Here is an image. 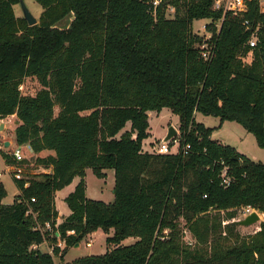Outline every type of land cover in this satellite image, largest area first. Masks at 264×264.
Masks as SVG:
<instances>
[{
    "label": "trees",
    "instance_id": "trees-1",
    "mask_svg": "<svg viewBox=\"0 0 264 264\" xmlns=\"http://www.w3.org/2000/svg\"><path fill=\"white\" fill-rule=\"evenodd\" d=\"M21 1L0 0V123L16 116V145L53 155L37 159L47 173L14 179L13 204L2 203L0 186V264H56L111 230L106 244L115 248L73 264H264V220L248 237L235 224L243 208L264 216V164L214 141L198 121L235 122L264 148L261 0H246L240 13L215 9L217 0H163L154 10L151 0H35L43 9L35 26L16 15ZM201 20L211 39L193 33ZM29 78L41 86L35 96L21 90ZM163 109L179 117L177 154L143 151L149 112ZM221 163L233 178L227 188ZM87 169L98 179L114 171L112 203L87 197ZM76 178L65 199L71 214L58 224L56 194ZM47 222L66 243L53 255L39 249L37 226Z\"/></svg>",
    "mask_w": 264,
    "mask_h": 264
},
{
    "label": "rangeland",
    "instance_id": "rangeland-1",
    "mask_svg": "<svg viewBox=\"0 0 264 264\" xmlns=\"http://www.w3.org/2000/svg\"><path fill=\"white\" fill-rule=\"evenodd\" d=\"M28 5L33 10L32 12L34 13H35L34 10L35 7L41 8V6L35 0H29ZM222 6L225 8L226 3H223ZM261 10L264 11V0L261 1ZM21 11L22 10H18L19 13ZM35 14L38 24L42 13L41 14L35 13ZM173 15L174 14L168 13L169 18H173ZM21 17H23V14H21ZM73 19L74 16L70 18V21H72ZM209 23L210 21L207 20L195 21L193 24V33L201 37L203 40L211 39V34L207 31V29H204L203 27L209 25ZM21 90L24 95L35 96L36 93L39 90H41V86L36 79L29 78L26 80L25 84L21 87ZM58 111L59 110L56 109V112ZM198 121L200 123H203L207 128L214 129L212 133V139L214 141H218L223 145L232 146L241 154L251 158L252 160L264 164V148L260 147L257 142V139L252 134L248 133L241 125L229 121H226L223 124H221L219 118L206 117L203 115H198ZM1 123H4L5 128L3 131H0V151L8 153L9 157L12 160V163L7 165L0 153V173L2 174V177L0 178V186L2 185L7 193V196L3 199L2 203L5 205H10L13 204L15 198L18 196L19 193L15 185L12 172H10V167L13 168L15 166H20V168H22L24 171V175H23L24 180H29L32 179L35 175L47 173L46 169H44L43 166L37 163V159L45 158L50 154H48V152L35 154L34 152H30L28 149L25 148V145H23L22 147H23V154L25 161L21 165H17L14 162L13 158L11 157V153L13 152L14 147H16L14 130L19 125V121L16 116H13L6 118ZM149 124H150V130H149L150 136L144 141V149L148 153L157 154L156 151L158 147L161 145L163 139L167 136V133L171 127H175L176 130L178 131V136L176 137V141H178L179 143V135H180L179 117L174 115L169 109H163L160 113L149 112ZM129 130H130V124L122 131V133ZM8 142H12V144L6 147V143ZM177 146L178 145L176 142L173 151H176ZM107 172H109V177L107 181H105L102 179H98L90 169L86 170L87 175L85 177V180L87 181L88 195L91 199L97 201H103L106 203L112 202L113 200L112 183L114 180H112L111 176H113L112 173L113 171L107 170ZM63 195L64 194L57 195V199H56L57 207L62 215L66 214V211H69L68 205L66 204L65 200L62 199ZM247 210L248 208H243L239 210L238 218L236 221L243 220L247 216H249L251 213L249 214ZM253 212H257V211L254 210ZM257 213L261 217L260 222L250 227L238 226L239 233L242 236L248 237L250 235L255 234L259 230L260 224L264 220V216L261 215L259 212ZM181 229H182V235L184 236L185 240L187 242H193L190 233L187 231L184 225V222H182ZM112 235L113 233L105 234L102 231H98L94 235H90L89 237L84 239L80 243L79 247L76 246L77 244L75 246L69 247L67 249L68 253L66 255V258H64V260L61 261L57 257L55 258V263L73 264L74 261L79 258L103 255L107 252V250H112L113 248H115V246L113 245L108 246L106 244V239L108 237H111ZM135 241H136L135 238H129L124 241V244L121 243V245L128 246L134 244ZM48 245L49 243L48 244L44 243V246L41 248V250L44 253L49 252ZM65 248H66V244L63 246V248H61V250H64Z\"/></svg>",
    "mask_w": 264,
    "mask_h": 264
},
{
    "label": "built area",
    "instance_id": "built-area-1",
    "mask_svg": "<svg viewBox=\"0 0 264 264\" xmlns=\"http://www.w3.org/2000/svg\"><path fill=\"white\" fill-rule=\"evenodd\" d=\"M163 0H151L152 8L153 10L156 9L161 5ZM223 3H226V7L224 8L222 6ZM224 8L225 10L233 11L236 13L244 12L246 11V0H217L215 3V9H220ZM167 13L169 14H174L175 9L173 7H169L167 9ZM204 29H207V26H203ZM249 46L250 48L256 47L257 44V38L255 36L251 37L249 40ZM205 49V46L202 47ZM203 57L205 60L209 58V52H205L203 54ZM171 144H166V143H161V145L158 147L156 153L157 154H163V155H170V154H177L179 151V143L176 140H173ZM177 142V149L176 151H173V148H175ZM25 148L28 149L30 152H33L32 148L30 145H25ZM191 146L186 145L183 149L184 155H188L190 153ZM11 157L13 158L14 162L17 165H21L24 161V154H23V147L22 146H17L14 147L13 152L11 153ZM223 166L220 174V180H221V185L225 188L229 187L232 184L233 178L230 175V169L228 166H224L223 163H221ZM10 172H12L13 178L16 180H23L24 179V171L20 166H15V167H10ZM2 177V174L0 173V178ZM32 202H35L34 199H32ZM254 210L251 208H248L247 212L250 214ZM57 226H53L51 222H47L44 225H38L37 230L40 231L44 237H45V242L44 243H49L48 248H49V254L53 255L55 248H63V246L66 244L65 241L61 240L59 237L60 235L56 233ZM75 231H69L67 233L68 236L74 235ZM57 237V243L51 246L50 241L54 238ZM89 246V244H88Z\"/></svg>",
    "mask_w": 264,
    "mask_h": 264
},
{
    "label": "water",
    "instance_id": "water-1",
    "mask_svg": "<svg viewBox=\"0 0 264 264\" xmlns=\"http://www.w3.org/2000/svg\"><path fill=\"white\" fill-rule=\"evenodd\" d=\"M20 6H21L22 13H23V17L27 20L28 24L30 26L37 25V20L33 16V14L30 12L28 7L26 6L25 1L22 0L20 2ZM4 128H5L4 123H1L0 131H3ZM177 136H178V131L176 130L175 127H171L167 133V136L163 139L162 142L168 144L171 141L175 140ZM8 146H9V143H6V147ZM260 220H261L260 215L257 212H253L249 216H247L245 219L236 221L235 224L241 227H250L260 222ZM76 246H79V244H77Z\"/></svg>",
    "mask_w": 264,
    "mask_h": 264
},
{
    "label": "crops",
    "instance_id": "crops-1",
    "mask_svg": "<svg viewBox=\"0 0 264 264\" xmlns=\"http://www.w3.org/2000/svg\"><path fill=\"white\" fill-rule=\"evenodd\" d=\"M28 1L29 0H26L25 1V4H26V6L28 7V9L30 10V12L33 14V16L36 18V14L35 13H37V14H41L42 12H43V9H42V7L41 8H34V10H35V13L34 12H32L33 10L29 7V5H28ZM262 1V0H261ZM15 13H16V15L18 16V17H21V14H23L22 13V11L19 13L18 12V10H21V7H20V5H18V6H15ZM263 13H264V11H262ZM9 143V146L12 144V142H8ZM143 150H145L144 149V142H143ZM48 152V151H47ZM144 152H147L146 150L144 151ZM240 153V152H239ZM48 154H50V155H53V153L52 152H48ZM106 173V175H107V177L105 178V179H102V180H105V181H107V179H108V177H109V172H105ZM113 173V176H111L112 177V180H114L113 181V183H112V192H113V189H114V187H115V174H114V171L112 172ZM87 175V174H86ZM79 182H80V178H76L75 180H74V182L70 185V186H68V187H66L65 189H63L62 191H60V192H57V194H56V199H57V195H59V194H64L63 195V200H65L71 193H73L74 191H75V189H76V186L79 184ZM86 184H87V181H86ZM87 197L89 198V199H91L90 197H89V195H88V186H87ZM55 199V200H56ZM114 201V194H113V200H112V202ZM112 202H109V203H112ZM11 205V204H10ZM56 207H57V201H56ZM57 210H58V212H59V218H58V220H57V223L58 224H61V222H63L70 214H71V211H70V209H69V211H66V214H64V215H62L61 214V212L59 211V209H58V207H57ZM112 233H114V231L113 230H111L110 231V233L109 234H112ZM95 234V233H94ZM94 234H92V235H94ZM89 237V236H88ZM123 244H124V242H123ZM44 246V244H42L41 246H39V249H41L42 247ZM79 246H80V244H79ZM79 246H77V247H79ZM65 258H66V256H65Z\"/></svg>",
    "mask_w": 264,
    "mask_h": 264
}]
</instances>
